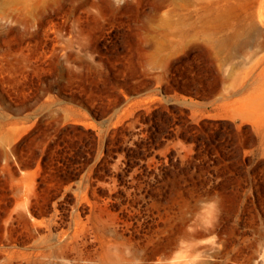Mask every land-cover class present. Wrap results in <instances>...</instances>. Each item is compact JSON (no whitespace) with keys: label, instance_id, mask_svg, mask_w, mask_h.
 <instances>
[{"label":"rangeland","instance_id":"374dc122","mask_svg":"<svg viewBox=\"0 0 264 264\" xmlns=\"http://www.w3.org/2000/svg\"><path fill=\"white\" fill-rule=\"evenodd\" d=\"M0 264H264V0H0Z\"/></svg>","mask_w":264,"mask_h":264}]
</instances>
